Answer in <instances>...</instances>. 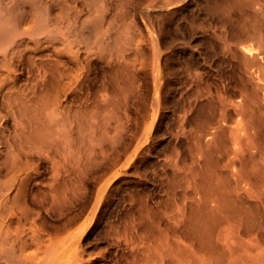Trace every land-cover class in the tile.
I'll return each instance as SVG.
<instances>
[{
	"label": "bare ground",
	"instance_id": "6f19581e",
	"mask_svg": "<svg viewBox=\"0 0 264 264\" xmlns=\"http://www.w3.org/2000/svg\"><path fill=\"white\" fill-rule=\"evenodd\" d=\"M97 1L98 7L105 8L111 0ZM120 1L132 19L121 28L115 17L106 21L105 11L99 9L102 13L98 10L97 14L78 0H70L71 4L65 0H6L2 4L0 264L239 263L232 248L215 237L220 233L216 227L205 233L186 232L175 224L174 229L160 230L163 241L160 232L158 237L156 209L139 207L136 214L126 212L128 218L110 219L114 172L125 166L128 135L141 128L135 150L141 149L142 138L158 116L168 72L158 23L144 19L151 10H158V0ZM24 3H29L28 8ZM248 38L224 49L231 52V58L241 55L239 66L243 68L239 70L245 69L255 79L262 98L258 100L251 85L249 89V78L242 72L239 79H247L238 80L237 100L230 99L229 88L223 85L214 86V95L212 89V93L206 91L210 98L203 96L209 102L216 98L221 112L227 106L234 108L236 120L231 129L247 136L245 147H236L234 156L243 168V178L259 182L264 193V136H259L264 118V43ZM221 119L218 126L210 123L217 129L209 133L212 136L225 128L224 116ZM189 130L190 134L193 129ZM244 260L239 264H257Z\"/></svg>",
	"mask_w": 264,
	"mask_h": 264
},
{
	"label": "rangeland",
	"instance_id": "374dc122",
	"mask_svg": "<svg viewBox=\"0 0 264 264\" xmlns=\"http://www.w3.org/2000/svg\"><path fill=\"white\" fill-rule=\"evenodd\" d=\"M0 1V10H2V4L6 0ZM78 1V4L92 7L94 11L97 10L96 12L99 9L105 11L106 21L115 17L120 28L132 20H129L130 15L125 12L124 8L127 6L121 4L120 0L109 1L110 6L107 5L105 8L98 7L100 2L97 0ZM65 2V4L72 3L70 0ZM28 5L29 3H24V7L28 8ZM163 5L167 7L160 8ZM151 11L150 15L148 14L150 18L147 16L144 19L146 22L153 21L154 25L158 23L156 25L158 39L165 53L164 62L168 70L165 72L168 74H165V77L168 79L165 78L163 82L165 89L163 88L162 92L165 94L162 93L164 97L161 96L158 116L139 144L142 148L135 150L137 140L141 137L139 136L142 132L141 128L140 131L138 128L134 129L130 136L128 135L124 154L126 157L123 158L125 166L122 170L114 172L113 200L108 207L109 213L112 212L110 219L116 220L120 216L128 218L126 212L132 211L136 214L139 207L144 210L146 207L153 208L158 212L156 220L158 229L160 228L158 237H161L160 233L162 235L160 239L163 240L165 228L174 229L175 224L180 228L182 225L186 232L197 229L205 233L210 227L212 229L216 227L220 233H215V237L232 248V255L237 258L235 260L237 263L243 262L245 258V262L251 260L252 263L264 264V193L260 191L259 182H248L243 178L241 175L243 168L234 156L236 147L239 149L245 147L247 136L231 129L233 121L236 120L234 108L227 106L225 114V109L221 112L216 98L210 99L212 105L209 102L211 96L208 95L212 91L213 95L215 94L214 86L220 88L219 86L223 85L225 90L229 88L226 92L230 94L228 95L230 99L237 100L235 96H239L241 85L238 80L245 79H239L238 75L243 73V77L252 79L250 73L242 69L243 64L239 66L242 63L241 55L238 53L239 63L237 58H231V52L227 50L229 45L238 44V40L242 38L243 41L240 42H245L244 39L247 40L248 36L255 37L256 39L252 38V40L258 39L260 44L264 43V0H158V10ZM99 12L97 14L102 13ZM124 12L125 15L122 16ZM117 13L121 15L120 18L126 17L129 21L124 20L125 18L121 20ZM1 14L3 15V11ZM155 16L157 20H154ZM249 38L248 41L251 40ZM223 42L227 47H224ZM222 47L227 50H223ZM227 57L229 60L232 59L231 62ZM99 64L101 63L97 65ZM240 67H242L241 71ZM219 71L224 76H220ZM219 79L221 82H218ZM249 79L247 82L253 81V83L246 82V85H249V89L251 85L253 89L250 90L254 91L258 100L261 99L263 91L260 92L261 89L256 86L257 83H254L255 79ZM222 82L224 83L221 84ZM206 91L209 93L206 94ZM204 94L209 97L206 96L208 101ZM164 104L165 106L162 107L161 105ZM190 104L196 105V108L194 106L191 108ZM220 112L225 118L226 125L212 136L209 133L216 129L212 124L218 126L222 123L220 120L223 116H220ZM210 125L213 128H210ZM189 129L191 131L193 129L194 132ZM259 129V136H264V118H261ZM202 197L200 201L199 198ZM142 200L143 202H140ZM170 225L171 227L174 225V228ZM179 227L177 228L180 229ZM186 227L190 229L186 230ZM161 229L164 232H160ZM160 239H158L159 246L164 247L162 246L164 242ZM230 256V251H227L226 257L230 259Z\"/></svg>",
	"mask_w": 264,
	"mask_h": 264
}]
</instances>
